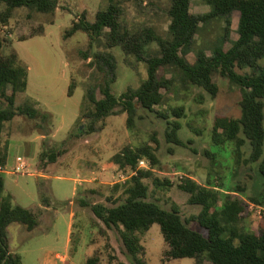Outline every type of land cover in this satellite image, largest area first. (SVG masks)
<instances>
[{"label": "rangeland", "instance_id": "374dc122", "mask_svg": "<svg viewBox=\"0 0 264 264\" xmlns=\"http://www.w3.org/2000/svg\"><path fill=\"white\" fill-rule=\"evenodd\" d=\"M112 3L119 7L120 34L145 40L146 31L150 30L160 38H171L169 10L172 0H59L54 14L20 8L13 11L6 23L0 17L4 53L16 52L29 68L27 90L17 95L16 106L32 101L37 109L50 115L45 122L41 121L42 117L32 120L17 116L5 123L2 132L0 149L5 152L8 148L7 164L1 173L5 182L3 195L11 194L15 204L39 213V225L33 231L18 223L8 227L9 247L22 256L23 264H86L94 254L101 256L102 264H134L126 254L119 230L108 228L90 207L83 206L76 198L87 196L91 204L107 202V197L113 193L112 187L132 174L130 169L121 172L111 167L112 157L128 145L144 142L157 148L160 164L156 176L161 183L165 179L171 182L168 187L155 185L148 179L149 200L167 210L178 206L189 227L208 236V232L193 220L202 207L189 204V195L179 188L183 180L191 178L220 194L217 205L220 210L228 196L240 197L246 204L240 220L244 230L259 234L264 227V219L250 209V203L264 205L252 199L261 201L264 176L258 162L246 161L251 151L249 141L243 147L242 156H238L234 142L216 143L213 138L217 118H240L242 115L240 88L219 73L213 74L219 86L218 96L214 98L200 88H183L172 68L160 72L162 78H174L175 85L172 92L162 90L164 102L155 110L169 113L171 121L182 124L179 137L185 146L168 143L167 122L158 114L142 109L139 111L142 118L133 129L127 126L128 115L121 113L108 117L104 129L95 133L79 132V128L88 130L89 125L83 117L90 106L86 100L87 91L102 79L98 70L91 67V60L85 59L86 52H101L115 58L117 79L112 88L117 96L129 89H138L148 77L145 62H139L122 46L111 47L109 29L93 43L92 49L90 38L84 32L65 36L66 30L80 16L85 14L88 21L95 22L97 13ZM211 10L206 0L191 1L194 15H205ZM3 11L5 6L0 5V12ZM238 25L237 11L202 23L188 60L194 63L199 51L212 56L216 47H230L238 38ZM228 26L230 34L227 37ZM144 51L145 57L150 58L158 55L160 49L158 43L152 41L146 43ZM261 64L264 65V60ZM236 71L240 74L253 72L251 67L236 68ZM72 83L76 89L69 96ZM180 106L185 107L186 115L182 118L171 115V109ZM0 107L6 108L7 104L2 103ZM41 135L45 138H40ZM66 140H69L68 145L58 161L43 168L40 157L45 149ZM23 144L25 147H21ZM21 157L28 167L16 172ZM41 188L47 198L56 202H73L66 207H51L49 211L43 206L39 209ZM119 195L117 192L114 196L117 199ZM71 213L75 219L71 242L67 245ZM142 243L148 264L197 263L195 259L164 262L166 247L158 224L143 236ZM202 260V264H211L207 259Z\"/></svg>", "mask_w": 264, "mask_h": 264}, {"label": "trees", "instance_id": "16d2710c", "mask_svg": "<svg viewBox=\"0 0 264 264\" xmlns=\"http://www.w3.org/2000/svg\"><path fill=\"white\" fill-rule=\"evenodd\" d=\"M191 1L172 0L169 10L170 39L160 38L150 30L146 31L145 40L120 34L119 7L115 3L99 11L95 22L88 21L83 14L66 30V37H72L78 32L86 33L92 49L93 43L109 29L111 47L122 46L125 52L135 55L139 62L147 64L148 77L142 85L117 96L112 88L117 79L115 58L101 52H86L85 59L91 60V67L98 70L102 79L87 91L86 100L90 106L83 113V117L88 120L89 125L88 130L79 128V132L95 133L104 129L108 117L121 113L128 115L127 126L133 129L137 120L142 118L139 115L142 109L158 114L167 122L168 143L185 146V142L179 137L182 124L171 121L169 113L155 110V107L164 102L162 90L172 92L175 85L174 78H162L160 72L165 68H172L183 88H200L214 98L218 96L219 86L214 81L213 74L219 73L240 88L242 115L240 118H217L213 128L214 141L234 142L238 156H242L243 147L249 141L251 151L246 161L258 162L259 171L264 176V65L261 64L264 60V0H206L212 10L205 15L192 14ZM0 5L5 6L0 17L6 23L12 17L13 11L20 8L54 14L59 0H0ZM235 11L239 14L238 38L228 48L216 47L212 56H208L205 51H199L195 62L191 63L187 55L192 51L200 25ZM229 29L228 26L227 37L230 34ZM152 41L158 43L160 52L154 57L146 58L144 46ZM2 48L3 43L0 41V106L2 103L7 104L6 108L0 107V147L6 122L17 116L32 120L42 117V122L50 118L48 113L37 109L32 101L16 106L17 95L27 90L29 68L16 52L6 54ZM247 67H251L253 72L240 74L236 71V68ZM75 89V83H72L68 95L72 96ZM185 111L184 106L176 107L171 109V115L182 118L186 115ZM98 124L101 125L97 128ZM68 141L45 149L40 157L43 168L58 161ZM7 156L8 148L5 152L0 149V264H23L22 256L9 247L8 227L18 223L24 225L28 231H33L39 225L38 212L15 204L11 194L3 195L5 182L1 169L7 164ZM141 159L150 161L152 170H138ZM112 162L122 170L132 169L134 174L112 187L113 193L107 197V202L91 204L87 196H77L76 199H80L83 206L90 207L108 228L119 230L126 254L132 258L134 264H148L142 239L155 224L161 226L166 247L164 262L195 259L196 264H202V259H207L211 264H264V227L259 234L241 227L240 220L246 211V204L240 197L228 196L224 208L220 210L217 208L220 194L216 190L191 178L181 182L179 188L189 195V204L202 207L201 212L193 216V220L208 232V236H205L189 227L178 206L174 205L171 210H167L149 200L150 188L146 182L148 179L153 180L155 185L171 186L169 180L165 179L161 183L155 174L160 164L156 147L148 142L136 146L128 145L112 157ZM117 192L120 195L116 199L114 195ZM252 199L264 204V194L261 201ZM72 202L60 203L47 198L41 188V205L46 209L66 207ZM86 264H102L101 256H90Z\"/></svg>", "mask_w": 264, "mask_h": 264}, {"label": "built area", "instance_id": "2783aa9c", "mask_svg": "<svg viewBox=\"0 0 264 264\" xmlns=\"http://www.w3.org/2000/svg\"><path fill=\"white\" fill-rule=\"evenodd\" d=\"M18 162H19V165L16 167V169H15V171L16 172H22V171H24L28 166H27V163L24 161V159L23 158H19L18 159ZM129 169L130 168H128V169H126V170H128L129 171ZM137 169L139 170H152V164H151V162L150 161H148V160H146V159H141L139 162H138V166H137ZM131 171H132V174L131 175H133L134 174V171L132 170V169H130ZM1 171H2V169H1ZM123 170H121V172H122ZM130 175V176H131ZM129 176V177H130ZM128 177V178H129ZM127 178V179H128ZM126 179V180H127ZM125 180V181H126ZM124 182V181H123ZM250 209L252 210V211H254L256 214H257V216L259 217V218H263V216H264V205H259V204H254V203H250Z\"/></svg>", "mask_w": 264, "mask_h": 264}, {"label": "crops", "instance_id": "0c3cea01", "mask_svg": "<svg viewBox=\"0 0 264 264\" xmlns=\"http://www.w3.org/2000/svg\"><path fill=\"white\" fill-rule=\"evenodd\" d=\"M40 138H45V136H39ZM21 147H25L24 146V144L21 146ZM21 158H23V157H21ZM24 159V158H23ZM110 166L111 167H117V168H119L116 164H114L113 162H111V164H110ZM120 169V168H119ZM122 170V169H121ZM1 172H4L3 170L1 171ZM42 205H40L39 206V208L41 207ZM43 209H45L46 211H49L50 209L49 208H43ZM70 217H71V223H70V225H69V233H68V235H69V237H68V241H67V245L71 242V236H72V234H73V222H74V213H71V215H70ZM59 256H61V255H59V254H57V257H59Z\"/></svg>", "mask_w": 264, "mask_h": 264}]
</instances>
